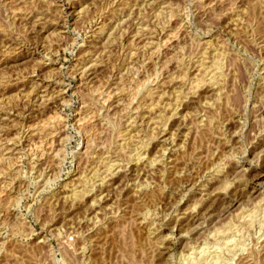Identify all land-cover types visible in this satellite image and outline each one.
Masks as SVG:
<instances>
[{
    "label": "rangeland",
    "instance_id": "374dc122",
    "mask_svg": "<svg viewBox=\"0 0 264 264\" xmlns=\"http://www.w3.org/2000/svg\"><path fill=\"white\" fill-rule=\"evenodd\" d=\"M0 264H264V0H0Z\"/></svg>",
    "mask_w": 264,
    "mask_h": 264
},
{
    "label": "bare ground",
    "instance_id": "6f19581e",
    "mask_svg": "<svg viewBox=\"0 0 264 264\" xmlns=\"http://www.w3.org/2000/svg\"><path fill=\"white\" fill-rule=\"evenodd\" d=\"M216 70V69H215ZM115 164V163H114ZM107 178V177H106ZM37 186V185H36ZM85 196V195H84ZM241 219V218H240ZM217 258V257H216ZM218 261V260H217ZM215 262V261H214ZM229 262V261H228Z\"/></svg>",
    "mask_w": 264,
    "mask_h": 264
}]
</instances>
